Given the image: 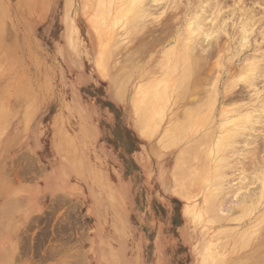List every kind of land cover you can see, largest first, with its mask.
Here are the masks:
<instances>
[{
  "label": "rangeland",
  "instance_id": "obj_1",
  "mask_svg": "<svg viewBox=\"0 0 264 264\" xmlns=\"http://www.w3.org/2000/svg\"><path fill=\"white\" fill-rule=\"evenodd\" d=\"M139 1L127 19L100 26L94 16L96 7L92 4L91 9H84V0H0L3 7L7 6H0L6 11L0 29V245L13 244L9 251L12 264H264V221L253 226L256 220L246 209L249 205L244 208L236 202L244 200L247 205L250 200L246 193L250 195L252 188L248 171L253 153L246 149L244 154L230 157L229 161H242L225 169L223 180L208 168L207 135H215L222 108L249 100L248 83L242 81L239 70L233 75L226 72L225 63L231 56L227 49L219 53L224 55V67L218 66L217 47L204 59L198 46L195 61L190 58L187 16L204 0H194L196 7L193 0H154L156 4L145 0L142 5ZM117 2L114 0L113 5ZM255 2H219L224 5L222 14L226 15L228 30L253 9L264 16V4ZM148 4L152 6L149 13ZM145 11L149 16L142 19ZM9 29L13 32L8 33ZM181 35H185L183 40ZM219 36L221 43L225 42L227 34L221 32ZM147 40L151 49L144 45ZM247 41L243 53L249 51ZM175 44L177 56L167 59L166 51ZM101 50L105 53V72L98 65ZM132 50L135 60L127 54ZM135 50L144 51L136 56ZM175 65L177 73L186 67L192 76L177 92L168 82L176 73ZM159 81L161 111L153 115L136 111L137 90ZM207 82L214 85L212 90ZM220 83L227 97L241 88V93L236 92L240 98L234 100L236 103L230 100L229 105L225 104L227 98L214 111L211 94ZM185 87L188 94L180 98ZM187 120L188 137L174 147L168 146L173 145L170 130ZM187 161L188 175L183 176ZM238 166L247 171L241 167L246 171L242 173ZM219 180L227 189L218 191L221 186L217 188L215 183ZM226 182L233 188L228 189ZM240 183L247 188L238 190ZM186 186L188 196L182 193ZM227 193L234 202L223 195ZM227 199L228 208L234 212L227 205L226 211L223 209ZM16 203L29 208H19Z\"/></svg>",
  "mask_w": 264,
  "mask_h": 264
},
{
  "label": "bare ground",
  "instance_id": "obj_2",
  "mask_svg": "<svg viewBox=\"0 0 264 264\" xmlns=\"http://www.w3.org/2000/svg\"><path fill=\"white\" fill-rule=\"evenodd\" d=\"M30 1V0H29ZM43 1H45V0H43ZM113 1L114 0H112V2H111V0H84V6H85V8L84 9H86V8H92V4H94V8L96 7V12H95V17H96V19H97V21L100 23V26H102L104 23H107V22H114V23H119V22H121L123 19H127L126 18V16H128L129 14H132L133 12H134V4H135V1L136 0H134V2H133V0H117L118 2L115 4V5H113ZM144 1V3L146 2L147 3V1H145V0H140L139 1V3L141 2H143ZM149 1L150 0H148V3H149ZM154 4H156V2H154V0H151ZM156 1V0H155ZM173 1V0H172ZM178 2H179V0H177ZM194 1V0H193ZM199 0H197V2H198ZM201 1V0H200ZM211 0H207V1H203L202 3H201V5H199L197 8H193V9H191V13H190V15H189V17L187 16V18H188V26H187V24L185 25L186 26V29L188 28V30H186V31H188V41L186 40V43L187 44H189V49H190V58L192 59V61L194 62L195 61V58H196V49L198 48V46H201L200 48L202 49V56H203V58L204 59H207L208 57H211V53H212V51L214 50V47H217L218 48V54L221 52H223V51H225L226 49V51H230L231 52V56L229 57V63H225V65H226V72H228V73H230V72H232V75L234 74V72L235 71H237V70H239L240 71V77H242V81H243V79L245 80V81H247V83H248V86L250 87V91L248 90L249 89V87H248V89H247V91L250 93V94H248V97L250 96V98H249V100L248 101H245V97H244V101L246 102V103H241V104H239L238 105V103H237V105H235L234 104V106L233 107H230V108H222L221 109V118H222V120H221V124H220V126H218V128L216 129V131H215V135H214V133L213 132H210L208 135H207V139H206V141H207V150H208V156H209V159H210V162L208 163V168L210 169V170H212V171H214L215 173H216V176H217V179H221V178H223V175H225V169H228L229 167H230V165L232 164L233 165V167H236L235 165H236V163H237V165H239V163L242 161L241 159H240V162L238 163V161L236 162H234L233 160L231 161H229L228 159L230 158V157H232V156H234V155H237V154H239V153H241L242 151L244 152L246 149H248V154H249V151L250 152H252L253 154V162H251L252 163V166H251V168H249L250 170H251V172L250 171H248L249 173H251V175H252V188H251V191H250V195H248V192L246 193V195L247 196H249L250 197V200L249 201H247L246 203H248L247 205L246 204H244V200H242V201H240V202H238L239 200L237 199V198H232V199H237L238 201H236L237 202V204L239 203V204H243V207L245 208L246 206H248L249 205V207H247L246 209H248V210H250L251 211V213L252 214H254V218H255V220H256V222H255V224H253V226L254 225H256V223L257 224H259L261 221H264V45H263V43H264V16L262 15L261 17H260V15L258 16V13H259V11H258V13H257V11L255 10V9H253L252 10V12H251V14H246L245 16H244V18L243 19H241V21H234L233 22V24H232V29H230V30H228V28H227V25H228V22L226 21L227 19H225V17H226V15H225V17L223 16L224 14H222V13H224V11L222 10L223 8H224V5H223V7L221 6V4L219 3L221 0H219V2H216V0H212V1H215L216 3L214 4V2H210ZM218 1V0H217ZM150 3V4H152V6L154 7V5H153V3ZM196 1H194V2H192V4H193V7L196 5V3H197ZM140 3V4H141ZM173 3H176V1L174 0V2ZM173 3L171 4L172 6H173ZM194 3H195V5H194ZM200 3V2H199ZM222 3V2H221ZM255 3H262V4H264V0H256V2ZM2 4H4V2L2 3ZM45 4V3H44ZM179 5H180V3H178ZM176 5L177 7L179 6V5ZM186 4L187 3H185V7H186ZM213 4V5H212ZM6 5V4H5ZM4 5V7H6V9H7V6H5ZM142 5V4H141ZM175 5V4H174ZM198 5V4H197ZM212 5V6H211ZM0 6H2L1 4H0ZM152 6H149V4L147 5V7H149L148 8V10H147V12L149 11V9H151L152 8ZM172 6H171V9H172ZM181 6V5H180ZM179 6V7H180ZM188 6V5H187ZM243 6V5H242ZM3 7V6H2ZM2 7L0 8V29H1V27H2V20L4 21V19H3V15H5L6 14V11H3L2 12ZM3 7V8H4ZM140 7V6H139ZM144 7H146V4H144ZM143 7V8H144ZM177 7H174L175 9L177 8ZM178 7V8H179ZM196 7V6H195ZM142 8V9H143ZM141 9V8H140ZM145 9V8H144ZM143 9V10H144ZM147 9V8H146ZM154 9V8H153ZM167 9V8H166ZM3 10H5V9H3ZM152 10V9H151ZM187 10V9H186ZM154 11V10H153ZM137 12H139V10H137L136 11V13ZM186 12H188V10L186 11ZM149 13V12H148ZM141 14H144V13H141ZM150 14H153V12H151ZM186 14L187 13H185V16H186ZM245 14V13H244ZM260 14V13H259ZM111 15L113 16V19H110V17H111ZM138 15V14H137ZM145 15V16H144ZM144 15H142V19H144L145 17H148L149 15H147L146 16V11H145V14ZM6 16V15H5ZM153 16V15H152ZM185 16H183V17H185ZM227 16H229V15H227ZM144 17V18H143ZM153 17H155V15L153 16ZM156 17H157V15H156ZM230 17V16H229ZM228 17V18H229ZM133 19H134V17H133ZM139 19H141L140 17H139ZM153 19H156V18H153ZM146 21V20H145ZM9 22V21H8ZM128 22V21H127ZM6 23V22H5ZM184 24V23H183ZM10 25V24H9ZM139 25V24H138ZM250 25H251V27H250ZM71 26V25H70ZM129 26V25H128ZM172 26V25H171ZM171 26L170 27H168V28H170L171 30L173 29V27L171 28ZM11 27V26H10ZM9 26H8V28H10ZM71 28V27H70ZM167 28V29H168ZM175 28V27H174ZM176 28H178V27H176ZM11 29V28H10ZM10 29H9V32L8 33H12L13 31L11 30V32H10ZM149 30V29H148ZM185 30V29H184ZM183 30V31H184ZM8 31V30H7ZM154 31V30H153ZM152 31V32H153ZM170 31V30H169ZM173 31V30H172ZM177 31V30H176ZM104 30H102V34H104ZM178 32V31H177ZM221 32H224V33H226L227 34V38L225 39V42H222L221 43V39L219 38L220 36V34H221ZM74 33V32H73ZM150 33V32H149ZM183 33H185V32H183ZM101 34V33H100ZM102 34H101V37L103 38L104 37V39H105V36H102ZM129 34H130V32H129ZM10 35V34H9ZM74 35H75V33H74ZM150 35H151V33H150ZM157 35V34H156ZM171 35V34H170ZM237 35H239L240 36V38L239 37H236ZM145 36H146V34H145ZM149 36V35H148ZM179 36H180V33H179ZM179 36H177V37H179ZM182 36V35H181ZM219 36V37H218ZM10 37H11V35H10ZM15 36H13V38H14ZM143 38H144V36H142ZM152 37H155V36H152ZM157 37H159V35H157ZM7 38H8V41H9V39H11V38H9L8 37V35H7ZM12 38V39H13ZM151 38V37H150ZM169 38H171V36H169ZM185 38V35H183L182 37H181V39L180 40H183ZM152 39V38H151ZM151 39H150V41H151ZM162 39H164V37L162 38ZM161 39V40H162ZM140 40V39H139ZM156 37H155V42H156ZM165 40H167V39H165ZM171 40V39H170ZM169 39L167 40V42L168 41H170ZM235 40H237L238 41V43L236 44L237 46L235 47V44H234V42H235ZM246 40H248L247 41V44L249 45V51L248 52H245V53H243L244 52V43L246 42ZM11 41V40H10ZM12 41H14V40H12ZM150 41H148L147 40V42L146 43H144V45L146 46L147 44V46H149V48H150V46L152 45V44H154V42H153V39H152V42L153 43H151ZM160 41V40H159ZM163 41V40H162ZM236 41V42H237ZM15 42V41H14ZM151 43V45H149L150 43ZM166 42V43H167ZM182 42V41H181ZM10 43V42H9ZM29 43V42H28ZM159 43V42H158ZM176 43H177V41H176ZM183 44L185 43V41H183L182 42ZM185 43V44H186ZM15 44V43H14ZM13 44V45H14ZM30 44V43H29ZM140 44H142V43H140ZM161 44H163V43H161ZM183 44H180L179 45V47H181V45H183ZM164 45V44H163ZM8 46V45H7ZM29 46V45H28ZM152 46H155V45H152ZM140 47H141V45H140ZM144 47V46H143ZM142 47V48H143ZM175 47H176V44H175V46L172 48V49H168L167 51H166V58L168 57V58H170V56H177V49L175 50ZM183 47V46H182ZM138 47H136V49H137ZM148 47H146V50L147 49H149ZM17 49V48H16ZM139 49V48H138ZM145 49V48H144ZM151 49V48H150ZM182 48H180V52L181 51H183V49H184V47H183V49L181 50ZM199 49V48H198ZM15 50V49H14ZM134 50V49H133ZM132 50V52H130L131 54H129V53H127L128 54V56L129 55H131V58L133 59V60H135V59H137V57H135L134 55H135V53H134V51ZM185 52H183V53H185L186 54V52H188V47L187 48H185ZM11 51V50H10ZM136 51V50H135ZM142 51H144V50H141L140 52L137 50L136 51V53H137V55L136 56H139L138 55V52L139 53H141ZM8 52V51H7ZM19 52V51H18ZM4 54H2L3 56L5 55V53H6V51L5 52H3ZM163 54H164V52H162ZM182 53V52H181ZM224 53V52H223ZM14 54H15V52H14ZM133 54V55H132ZM1 55V56H2ZM38 55V54H37ZM160 55H162V54H160ZM165 55V54H164ZM163 55V56H164ZM179 55H181V54H179ZM187 55H188V53H187ZM200 55H201V53H200ZM6 56V55H5ZM127 56V55H126ZM125 56V59H127V60H132V59H130V57H129V59L127 58ZM135 57V59H134V57ZM159 56V55H158ZM222 56H224L223 54H219L218 56H217V58H219V61H218V66L219 65H223V67L225 66L224 65V61L222 60L223 59V57ZM104 57H105V53H104V51L103 50H101L100 52H99V54H98V65H99V68H100V70L102 71V72H105V68H104V65L102 64V62H103V59H104ZM183 57V56H182ZM188 57H189V55H188ZM37 58V57H36ZM167 58V59H168ZM179 58V57H178ZM184 58V57H183ZM187 58V57H186ZM185 58V59H186ZM202 58V59H203ZM1 59V58H0ZM5 59V58H4ZM3 59V60H4ZM166 59V61H168ZM199 59H201V58H199ZM7 61H8V58L6 59ZM6 60H4V61H6ZM30 60V59H29ZM37 60V59H36ZM152 60V59H151ZM157 60V59H156ZM158 60H160L159 58H158ZM228 60V59H227ZM3 61V62H4ZM170 61V60H169ZM176 61H178V59H175V64H178V62H176ZM204 61V60H203ZM207 61V60H206ZM1 62V61H0ZM132 62V61H131ZM172 62V61H171ZM183 62H185L184 60H183ZM201 62V61H200ZM228 62V61H227ZM6 63V62H5ZM33 63V62H32ZM38 63V62H37ZM161 63H162V61H161ZM163 63H166L165 61H163ZM186 63H187V61H186ZM211 63V62H210ZM2 64V63H1ZM41 64H42V62H41ZM40 64V65H41ZM159 64V63H158ZM157 64V65H158ZM174 64V63H173ZM173 64H172V67H173ZM188 64V63H187ZM5 65V64H4ZM35 65H37V64H35ZM167 66V63L166 64H164V65H162V66H164V67H166ZM199 65H200V63H199ZM212 65V64H211ZM1 66V65H0ZM9 66V65H8ZM28 66V65H27ZM159 66V65H158ZM190 66H191V63H190ZM189 66V68H191ZM194 66V65H193ZM239 66H241L240 68H239ZM2 67H4V66H2ZM171 67V66H170ZM182 67V66H181ZM221 67V66H220ZM8 68V67H7ZM37 68H39V67H36V69ZM152 68H153V66H152ZM156 68V67H155ZM178 69V65H177V67H176V65H175V72H176V70ZM199 68V67H198ZM15 69V68H14ZM161 69H162V67H161ZM164 69V68H163ZM185 69H186V67H185ZM185 69H183L184 70V72L182 71V72H180V73H174L173 74V76H172V79L170 80V81H168L169 82V86L170 87H172L176 92H177V90H179V88L181 89L183 86H184V82H187L188 81V78H189V81H191L190 80V78L192 77V76H190L189 77V69L187 70V71H185ZM197 69V68H196ZM202 69V66H201V68H200V70ZM222 69V68H221ZM0 70H2L1 68H0ZM10 70V69H9ZM153 70V69H152ZM155 70V69H154ZM165 70V69H164ZM168 70V69H167ZM166 70V71H167ZM182 70V69H181ZM199 70V69H198ZM212 70V67H211V69L209 70V72ZM223 70V69H222ZM6 71H8V70H6ZM5 71V72H6ZM23 71V70H22ZM25 71H26V68H25ZM37 71V70H36ZM159 71H161L160 69H159ZM171 70H169V72H170ZM178 71V70H177ZM193 71V70H192ZM38 72V71H37ZM40 72H41V70H40ZM209 72H207L206 74L208 75L209 74ZM42 73H43V71H42ZM192 73V72H191ZM200 73V72H199ZM198 73V74H199ZM227 73V74H228ZM147 75V74H146ZM190 75H192V74H190ZM237 75V74H236ZM144 76V75H143ZM209 76H212V75H209ZM229 76H231L230 74H229ZM228 76V77H229ZM45 78H46V76H44ZM163 77V76H162ZM194 77V76H193ZM202 77V76H201ZM200 77V78H201ZM220 77V76H219ZM219 77H218V79H219ZM168 78V77H167ZM170 78V77H169ZM206 78V77H205ZM211 78V77H210ZM230 78V77H229ZM35 79H36V77H35ZM193 79V78H192ZM212 79V78H211ZM9 80V79H8ZM162 80V79H161ZM236 80H238L237 78H236ZM188 81V82H189ZM202 81V80H201ZM244 81V82H245ZM210 83L212 82V80H210L209 81ZM229 82V81H228ZM227 82V83H228ZM154 83V82H153ZM152 83V84H153ZM227 83H226V85L225 86H227ZM230 83V82H229ZM228 83V84H229ZM231 83H234V80H233V82H231ZM208 84V82L206 83V85ZM209 85V84H208ZM207 85V86H208ZM210 87H211V90L213 89V86L214 85H209ZM195 87H198V86H195ZM232 87V86H231ZM154 88H157L158 89V91L156 92L155 90H154ZM160 88H161V81H159V82H156V84L155 85H153V86H150V87H148L147 89H145V90H143V89H138L137 90V92L135 93V97H134V106H135V108H136V111H144L145 113H150L151 115H153L154 113H156V110L159 112V111H161V105H160V103L158 102V99H159V93H160ZM225 88V87H224ZM247 88V87H246ZM8 89V88H7ZM232 89V88H231ZM241 89V88H240ZM240 89H239V91H238V89L237 90H235L236 92L238 91V93L240 92ZM243 89H245V88H243ZM188 87H185V88H183L182 90H181V96H180V98L181 97H185V96H187V92H188ZM209 90H210V88H209ZM3 91V90H2ZM207 91H208V89H207ZM214 91H215V88H214ZM234 91V90H233ZM243 91H245V90H243ZM190 92V91H189ZM198 92V91H197ZM209 92V91H208ZM236 92H234L233 94H234V96H233V94H232V96L231 97H227V95H226V92H223L222 91V85H221V83L220 84H217V89H216V91H215V94L212 92V94H211V101H212V98H213V96H214V111H216L217 109H219V106H220V104H221V102H223V100H226L227 98H228V101H226L225 102V104L227 103V105H229V101L231 100V102L233 101V103H236V102H234V100L235 99H237L238 100V97L239 96H237L236 95ZM241 93V92H240ZM209 94V93H208ZM214 94V95H213ZM193 96V95H192ZM247 96V95H246ZM18 98H19V96H17ZM191 97V96H190ZM248 97H247V99H248ZM240 98V97H239ZM243 98V97H242ZM186 100V99H185ZM210 100V99H209ZM240 100V99H239ZM242 101V100H241ZM210 102V101H209ZM239 102V101H238ZM175 103V102H174ZM211 103V102H210ZM210 103H208V105L210 104ZM224 103V102H223ZM187 104V103H186ZM224 104V105H225ZM232 105V104H231ZM14 107H16L15 106V104L13 105ZM169 106V105H168ZM189 106H191V105H189ZM189 106L187 107V108H189ZM195 106V105H194ZM193 106V107H194ZM212 107H213V104H212ZM227 107H229V106H227ZM178 108V107H177ZM183 108V107H182ZM181 108V109H182ZM192 108V107H191ZM198 109V108H197ZM189 110H191L190 108H189ZM192 110H194V109H192ZM201 110V109H200ZM167 111V110H166ZM165 110H164V113L166 112ZM180 111V110H179ZM179 111H177V112H179ZM181 112V111H180ZM197 112H198V110H197ZM200 112H202V110L200 111ZM218 112V111H217ZM173 113H175V112H173ZM212 113V112H211ZM2 114H3V112H2ZM166 114V113H165ZM165 114H163V116H165ZM198 114V113H197ZM201 114V113H200ZM199 114V115H200ZM182 115V114H181ZM152 117V116H151ZM151 117L149 118V122L150 123H152L151 122ZM176 117V116H175ZM177 117H178V115H177ZM186 117V116H185ZM184 117V118H185ZM211 117H212V115H211ZM174 118V117H173ZM12 119V118H11ZM181 119V118H180ZM213 120L212 121H215V119L214 118H212ZM210 121H211V119H210ZM196 123V122H195ZM194 123V124H195ZM209 124V123H208ZM207 124V125H208ZM213 124V123H212ZM206 125V126H207ZM149 126H150V124H149ZM212 126V125H211ZM210 126V127H211ZM151 127V126H150ZM175 127H176V125H175ZM197 127V126H196ZM205 127V126H204ZM158 129H160V128H158ZM191 130V129H190ZM141 131L142 132H147V131H145L143 128H141ZM202 131H203V128H202ZM170 133H173L174 134V136H173V139L171 138V140H172V144L173 145H169L168 144V146H171V147H174V145H177L178 143H181L182 141H184L187 137H188V120H187V122L186 123H183V124H180V125H178L177 127H176V129H171L170 130ZM203 133V132H202ZM198 134L199 133H196V135L198 136ZM153 137V136H152ZM194 137H196V136H194ZM166 140V139H165ZM247 151V150H246ZM242 152V153H243ZM245 153H247V152H245ZM244 154V153H243ZM247 154V155H248ZM247 155H246V157H247ZM251 155V154H250ZM248 157H249V155H248ZM250 158V157H249ZM23 159H25V158H23ZM235 159H237V158H235ZM250 160V159H249ZM25 161V160H24ZM251 161V160H250ZM250 161H249V163H250ZM27 162H30V160L29 161H27ZM27 162H25L26 164H27ZM24 163V162H23ZM31 163V162H30ZM243 164H244V162H242ZM247 163H248V161H247ZM243 164H241V165H243ZM245 164H246V162H245ZM29 165V164H28ZM32 165V164H31ZM24 166H27V165H24ZM30 166V165H29ZM33 166V165H32ZM246 166H247V168H248V166L249 165H247L246 164ZM34 167V166H33ZM241 167H243V166H241ZM241 167H237V169H240V170H242L243 168H245V167H243V168H241ZM30 169V168H29ZM182 169H183V176H187L188 175V173H187V171H188V161H187V163L182 167ZM246 169V168H245ZM245 169L244 170H242V173H243V171L244 172H246L247 171V169H246V171H245ZM240 170H239V173H240ZM27 171V170H26ZM227 171H229V170H227ZM234 171V170H233ZM238 171V170H237ZM27 172H29V171H27ZM236 172V171H235ZM228 173H230V172H228ZM238 173V172H237ZM241 173V174H242ZM230 174H234V172L233 173H230ZM228 175V174H227ZM246 175V174H245ZM210 176H211V174H210ZM236 176V175H235ZM239 176V175H238ZM237 176V177H238ZM243 176V175H242ZM241 176V177H242ZM225 177V176H224ZM240 177V178H241ZM248 178H249V176H247ZM227 178H228V176H227ZM230 178V177H229ZM228 178V179H229ZM239 178V177H238ZM247 178V181L249 180ZM211 179V178H210ZM237 179V178H236ZM236 179H234L233 181H235ZM242 179H243V177H242ZM242 179H240V180H242ZM221 180H223V179H221ZM227 180V179H226ZM238 180V179H237ZM244 180H245V177H244ZM244 180H242L243 182H244ZM251 180V179H250ZM231 181V180H230ZM230 181H228L227 180V182H228V184H230L231 185V183L232 184H234V182H231L230 183ZM239 181V180H238ZM227 182H226V185H227ZM242 182V183H243ZM249 182H251V181H249ZM207 183H209V182H207ZM225 183V182H224ZM242 183H240V184H242ZM216 186H217V188H219L218 186L220 185L221 186V188L220 189H218V191H222V189H227V187H225V188H223V181H216ZM244 184V183H243ZM243 184H242V186L240 185L239 186V188L240 187H243ZM251 184V183H250ZM59 185V184H58ZM57 185V186H58ZM216 186H214V187H216ZM228 186V185H227ZM249 186H251V185H249ZM213 187V188H214ZM229 187V186H228ZM49 188H51V185H50V182L48 181V185H47V189H49ZM209 188V187H208ZM231 188H233V187H231ZM230 187L228 188V189H231ZM234 188H235V186H234ZM237 188V187H236ZM235 188V189H236ZM244 188V187H243ZM247 187L245 186V188L244 189H246ZM235 189H234V191H235ZM184 191H182V193H184V195H186V196H188V186H186V187H184V189H183ZM238 190H240L241 191V188L240 189H238ZM215 191H216V193H218V191L217 190H214V193H215ZM227 191V190H226ZM229 191V190H228ZM245 191V190H244ZM231 192V191H230ZM236 193H237V191H235ZM219 193H221V192H219ZM223 193V192H222ZM222 193L220 194V195H222ZM232 193H233V190H232ZM239 193V192H238ZM241 193V192H240ZM226 194V193H225ZM225 194H223L225 197L227 196V198L230 196H228V194L229 193H227V195H225ZM233 194H235V193H233ZM217 195H219V194H217ZM237 195V194H236ZM245 195V197H244V199L246 200V196ZM223 196V197H224ZM237 196H239V195H237ZM241 196H243V195H241ZM220 197V196H219ZM219 197H214V198H216V199H218ZM234 197V196H233ZM222 198V197H221ZM230 203H232V202H234V200H231V196H230ZM229 199H227V202L225 203L224 202V204H222L221 206H223L224 205V207L225 208H223V209H225V211H226V205H227V208H228V205L229 204H227V203H229L228 202V200ZM241 199H243V197L241 198ZM60 200V199H59ZM58 200V201H59ZM248 200V199H247ZM216 201V200H215ZM225 201V200H224ZM222 202V201H221ZM236 202H235V205H236ZM214 203V202H213ZM218 203L219 202H217V206H218ZM17 205H18V207L19 208H21V207H25L26 209H28L29 207H28V205H26V204H24V206H22L20 203H16ZM221 204V203H220ZM238 204V205H239ZM233 205V204H232ZM220 206V205H219ZM231 206V205H230ZM237 206V205H236ZM235 206V207H236ZM242 206V205H241ZM216 208V207H215ZM220 208H222V207H220ZM217 209H218V207H217ZM232 208H228V210L230 211ZM234 209V208H233ZM236 210H237V208H235ZM234 209V210H235ZM239 209H241V208H239ZM238 209V210H239ZM246 209H244L245 210V212H246ZM197 210V209H196ZM227 210V212H228V215H229V213L232 211V212H234L233 210H231L230 212ZM237 210V211H238ZM225 211L223 210H221V213L223 212V213H225ZM241 211V210H240ZM249 211V212H250ZM248 212V213H249ZM198 213V212H197ZM216 213V212H215ZM232 213H230V215H231ZM197 215V214H196ZM222 215H224V214H222ZM227 215V216H228ZM244 216V215H243ZM196 218H197V216H196ZM232 219H233V217H232ZM236 219V218H235ZM235 219H233V220H235ZM239 219V218H238ZM243 220V219H242ZM236 221H238L237 219H236ZM235 221V222H236ZM229 222H231L230 220H229ZM233 222V221H232ZM252 221H250V223H251ZM263 226H264V222H263ZM259 227V226H258ZM257 227V228H258ZM253 228V227H252ZM251 229V228H250ZM249 229V230H250ZM254 229H256V227L254 228ZM262 229V228H261ZM257 231H259V230H257ZM256 231V232H257ZM260 233V232H259ZM259 233H255V234H259ZM251 234L252 233H250V236H251ZM254 234V233H253ZM244 237H246L247 235H246V233H245V235H243ZM242 236V237H243ZM263 236V235H262ZM257 237V236H256ZM250 238V237H249ZM90 241H91V239H90ZM242 241H244L243 239H242ZM247 242V241H246ZM257 242V241H256ZM264 242V241H263ZM262 243V242H261ZM245 244V243H244ZM259 244V243H258ZM241 245H243V243L241 244ZM13 248V244H11V243H9L8 245H3V244H1L0 245V264H12L11 263V260H10V256H9V251H11V249ZM244 248H247V247H245L244 246ZM250 248V247H249ZM224 253V252H223ZM112 257V256H111ZM214 258H218L217 256H214ZM20 264V263H19ZM202 264H204V263H202Z\"/></svg>",
  "mask_w": 264,
  "mask_h": 264
}]
</instances>
